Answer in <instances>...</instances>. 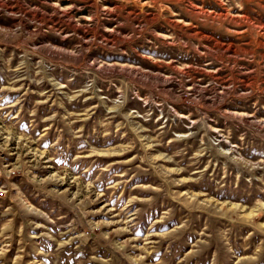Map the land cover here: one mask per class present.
Listing matches in <instances>:
<instances>
[{
    "label": "rangeland",
    "instance_id": "374dc122",
    "mask_svg": "<svg viewBox=\"0 0 264 264\" xmlns=\"http://www.w3.org/2000/svg\"><path fill=\"white\" fill-rule=\"evenodd\" d=\"M0 264H264V0H0Z\"/></svg>",
    "mask_w": 264,
    "mask_h": 264
}]
</instances>
